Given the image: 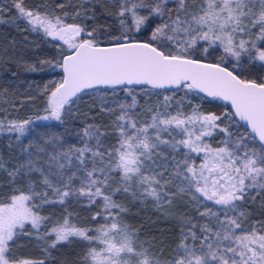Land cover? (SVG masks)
<instances>
[{
  "label": "snow or ice",
  "instance_id": "1",
  "mask_svg": "<svg viewBox=\"0 0 264 264\" xmlns=\"http://www.w3.org/2000/svg\"><path fill=\"white\" fill-rule=\"evenodd\" d=\"M12 3L57 42V58L41 63L61 75L41 89L43 115L0 120L20 156L10 169L0 159V264H45L21 255L25 238L45 254L87 242L81 264H264V221L242 207L257 196L264 207V0H112L103 24V0ZM190 94L224 110L204 111ZM85 96L108 123L83 127L77 143L59 129ZM117 193L174 220L176 240L142 239ZM73 199L101 205L93 226L72 222Z\"/></svg>",
  "mask_w": 264,
  "mask_h": 264
},
{
  "label": "trees",
  "instance_id": "2",
  "mask_svg": "<svg viewBox=\"0 0 264 264\" xmlns=\"http://www.w3.org/2000/svg\"><path fill=\"white\" fill-rule=\"evenodd\" d=\"M57 3L67 5L69 0H23V5L28 9L35 10L43 4L55 7ZM75 6H79L80 0H72ZM112 0H103L105 6L99 7V23L106 21L111 23L114 19L115 8L111 7ZM59 14L60 10H56ZM112 13V16H109ZM79 22V21H77ZM57 42L46 38L42 32H33L27 21L20 17L18 11L13 6L12 0H0V120L4 118L23 120L28 117L35 118L36 115H43V100L41 89L45 84L59 80L60 70L50 67L42 61L54 60L58 56ZM31 66L35 71H28ZM14 73V75H13ZM183 91L177 92L176 99L183 96ZM122 95V94H121ZM191 104H199L204 111H213L218 114L224 110L222 101H212L210 98L201 100L199 95L190 94ZM110 102V101H109ZM144 100L141 99V104ZM185 111H190L188 101H185ZM47 123V122H40ZM95 123L102 127L108 123V117L100 113L98 103L85 96L73 107L72 118L67 125L61 127L59 131L67 132L66 138L75 140L78 138L75 133L88 124ZM111 131V129H108ZM115 138L109 137L105 141L106 146L114 143ZM13 145L9 147V143ZM215 143V141H213ZM18 142L14 137L10 138L6 133H0V159L5 161L6 168L16 167L20 159ZM9 177L7 171L0 170V187L8 190ZM114 199L125 205L127 212L123 214V220L134 229H138L142 239L165 240L172 244L176 240L178 228L174 220L165 218L161 213L154 210L149 203L147 206L140 201H133L130 196L117 193ZM75 202V209L72 210V222L79 226L91 227L94 222L91 217L101 208L97 204L91 208L87 207V201L82 199ZM242 207L251 214L254 221H264V207H262L261 197L257 196L246 200ZM179 212H184L179 206ZM64 213V208L56 206L49 209L44 208L42 214L52 215L59 218ZM87 249V242L73 239L70 244L58 245L51 250L50 254H45L41 247L29 254H22L24 257L33 259H43L45 264H81L83 253Z\"/></svg>",
  "mask_w": 264,
  "mask_h": 264
},
{
  "label": "rangeland",
  "instance_id": "3",
  "mask_svg": "<svg viewBox=\"0 0 264 264\" xmlns=\"http://www.w3.org/2000/svg\"><path fill=\"white\" fill-rule=\"evenodd\" d=\"M39 190V189H38ZM75 205L76 203L75 202H72V200L67 204V210L68 212H72V210L75 209ZM55 208V207H49V206H45V208ZM179 205H177V209H178ZM184 210H186L184 207H183ZM64 214V213H62ZM43 215H47V214H43ZM250 219H251V216H250ZM75 239V238H73ZM20 244L23 245L24 247L21 249V253L22 254H29L33 251H36L38 249V247H40L36 240L35 239H28V238H25V239H22L20 241Z\"/></svg>",
  "mask_w": 264,
  "mask_h": 264
}]
</instances>
